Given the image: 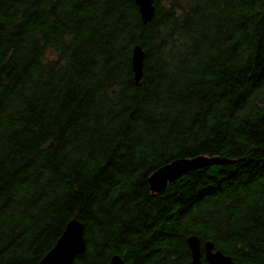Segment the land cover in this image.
<instances>
[{"label":"trees","instance_id":"trees-1","mask_svg":"<svg viewBox=\"0 0 264 264\" xmlns=\"http://www.w3.org/2000/svg\"><path fill=\"white\" fill-rule=\"evenodd\" d=\"M154 7L0 0V264H38L73 218L75 264H189V236L264 264V0ZM197 156L232 163L149 191Z\"/></svg>","mask_w":264,"mask_h":264},{"label":"water","instance_id":"water-1","mask_svg":"<svg viewBox=\"0 0 264 264\" xmlns=\"http://www.w3.org/2000/svg\"><path fill=\"white\" fill-rule=\"evenodd\" d=\"M138 7L143 25L149 24L154 15V0H134ZM145 53L138 45L134 46L131 54V68L135 84H139L143 74ZM226 158L197 156L194 158L177 159L159 168L147 179L149 191L160 194L166 191L168 185L191 170L206 168L215 165L231 164ZM84 227L76 218L70 220L54 247L42 258L38 264H75V258L86 251ZM191 254L189 264H235L230 256L216 249L211 241L203 245L196 236L186 239ZM203 257V260H202ZM110 264H125L118 255H113Z\"/></svg>","mask_w":264,"mask_h":264}]
</instances>
